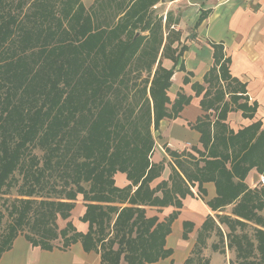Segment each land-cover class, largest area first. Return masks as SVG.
I'll use <instances>...</instances> for the list:
<instances>
[{
  "label": "trees",
  "instance_id": "obj_1",
  "mask_svg": "<svg viewBox=\"0 0 264 264\" xmlns=\"http://www.w3.org/2000/svg\"><path fill=\"white\" fill-rule=\"evenodd\" d=\"M24 1L16 0L14 10L4 7L0 14V197L17 185L16 171L22 179L16 186L20 197L13 198L10 208H6L11 221L1 237L0 254L21 232L32 244L41 247H50L59 235L64 244L80 239L85 250L99 248L100 264H144L158 260L166 253L163 245L170 220L156 222V217H147L144 205L173 200L169 191L162 199L154 194L167 182L156 188L149 185L163 169L161 164L149 160L154 144L150 125L153 122L156 128L160 119L171 116L166 103L173 68L165 69L159 62L153 78L140 80L136 94L138 115L130 103H125L129 90L128 63L145 41L153 50L141 49L140 56L152 55L147 65L150 73L163 38L161 22L150 26L143 6L147 1L140 0L136 10L132 4L123 18L115 24L110 20L112 25L109 22L106 28L99 29L101 24L93 23L78 0L70 18L73 2L62 0L61 16L55 20V26L43 28L36 20L27 24L26 17L21 16ZM156 1L151 0L148 5ZM139 4L143 7L141 11ZM132 10L136 13L135 21L131 18ZM144 20L142 30L150 32L147 38L134 32ZM167 42L168 36L162 55ZM92 47H101V61L98 52H89ZM180 53L181 49L174 60ZM214 96L201 99L204 110L219 108L222 90ZM188 101L189 97L180 95L172 103L174 115ZM239 107L244 116L252 117L256 104L241 103ZM219 110L211 143L210 116L206 114L197 124L203 145L207 147L210 143L207 154L200 151L204 164L198 166L194 160L193 175L185 172L180 161L177 164L189 182H215L216 197L208 202L212 209L234 203L232 213L264 229V215L258 213L264 209V188L250 190L243 181L253 167L260 173L264 171V129L258 131L260 121H256L236 133L228 131L221 122L228 103ZM219 143L223 145L221 151ZM118 171L124 172L130 181L125 187L115 185L114 174ZM132 185H136L133 191ZM171 188L181 197L190 193L176 170ZM79 195L86 201L80 219L88 223V231H74L67 236L74 229L72 224L68 222L58 230L56 219L69 217ZM175 201L181 205L179 200ZM2 217L0 210V221ZM219 220L229 229L228 246L234 247L238 264H264L263 229L255 228V246L246 233L235 232L236 226L245 228V222L229 216H220ZM214 225L210 218L202 230ZM215 227L223 242L220 228ZM254 256L256 260H250Z\"/></svg>",
  "mask_w": 264,
  "mask_h": 264
},
{
  "label": "crops",
  "instance_id": "obj_2",
  "mask_svg": "<svg viewBox=\"0 0 264 264\" xmlns=\"http://www.w3.org/2000/svg\"><path fill=\"white\" fill-rule=\"evenodd\" d=\"M44 1L47 3L46 7ZM61 1L25 0L21 16L26 17L27 24L36 20L37 25L43 28L47 25L54 27L55 20L61 16ZM71 1L73 11L69 12V18L77 7L75 0ZM139 1L78 0L93 19V23L101 24L99 29L106 28L109 22L111 24L110 20L115 24L119 18H123L132 4L136 10V3ZM145 1L149 3L151 0ZM148 3L145 18H148L147 14L151 12L150 26L156 17L162 19L160 31L163 37L150 74L153 75L159 62L165 69L173 68L167 89L169 102L166 103L171 116L160 119L156 128L153 122L150 125L154 144L149 160L151 163L161 164L163 169L149 185L156 188L161 182H167V186L159 187L154 194L162 199L164 193L169 191L173 201L166 204L144 205L147 217H156V222L170 220L163 245L166 253L158 260L144 264H186L194 255L196 246L198 251L196 264H236L235 249L228 246L226 233L229 229L220 222L219 217L229 216L247 223L249 227L261 229L263 227L232 213L234 203L212 209L208 202L216 197L215 182L212 180L201 184L197 180L189 182L182 170L193 175L196 171L193 166L194 160L198 162V166L204 164L200 159L202 157L200 151L207 154L213 141V131L216 129L214 120L224 103H228V111L221 122L226 125L228 131L236 133L256 121H260L258 131L264 129V0H157L153 5ZM138 7L139 11L143 9L141 4ZM159 7L162 9L161 12L157 11ZM132 12L133 10L131 18L135 21L136 13ZM65 22L66 19L64 24ZM145 22L146 20L137 24L135 35L141 34L146 38L149 36V29L142 30ZM167 36L168 42L162 55ZM143 43L128 63V67L136 65L139 74H136V78H139L141 72L144 73L152 59V55L140 56L141 49L150 50L151 47L150 44ZM151 48L153 50V47ZM107 49L108 47L105 50ZM180 49V55L174 60V55ZM94 51L100 54L101 61V47H92L89 52ZM126 77H129L128 74ZM220 89L223 97L217 102L219 108L204 110L201 99L215 97ZM180 95L189 97V101L174 115L172 103ZM236 96L239 98L235 100L233 97ZM241 103L247 106L256 104L252 117L243 115V109L239 107ZM206 114L210 116L212 123V139L207 147L203 145L201 132L197 127ZM217 147L220 151L223 149L221 143ZM177 160L180 161L182 170ZM230 163V159L226 161L228 168ZM174 170L179 172L188 185L190 193L183 197L179 193L174 194L171 188ZM261 175H264V171L260 173L256 167L248 171L243 180L248 189L260 191L264 188V185L259 183ZM234 180H237V177H234ZM114 182L120 188L130 183L126 174L119 171L114 174ZM135 188L136 185H132V191ZM175 200H179L181 205L178 206ZM85 204L86 201L80 195L77 196L69 217L56 219L58 230L65 228L69 222L74 229L70 230L67 236L72 235L74 231L86 233L88 223L80 219L86 210ZM124 205L126 204L121 206ZM258 213L264 215V209ZM210 218L214 220L215 225L213 228L202 230ZM215 226L222 232L223 242H220L219 248L216 246L219 237ZM256 244L257 239H254V245ZM255 253L259 255L256 248ZM100 263L99 248L85 250L80 239L64 244L60 235L51 241L50 247H41L32 244L24 233L19 232L12 239L10 246L0 254V264Z\"/></svg>",
  "mask_w": 264,
  "mask_h": 264
},
{
  "label": "rangeland",
  "instance_id": "obj_3",
  "mask_svg": "<svg viewBox=\"0 0 264 264\" xmlns=\"http://www.w3.org/2000/svg\"><path fill=\"white\" fill-rule=\"evenodd\" d=\"M22 1V0H20ZM15 2L16 0H0V14L2 12V9L5 7V10H8V11H12L14 10V6H15ZM148 3V2H147ZM45 6H47V4H45ZM143 6H145V4L143 3ZM147 10V8H146ZM161 8L159 7L157 9V11L161 12ZM148 11V10H147ZM151 12H149L147 14V16H149V20H151V15H150ZM145 17H146V13H145ZM160 21L162 23V19L159 18V17H156V20L153 21V24H156V22ZM146 43H143V45H145ZM152 48L150 47V50ZM147 51H150L148 49H146ZM142 63V62H140ZM136 64V63H134ZM141 67H145L143 65H141ZM129 70V69H128ZM134 70V71H133ZM146 71V72H145ZM143 72H141L139 78H136V74H138V72L136 71V65H133L130 67V72H128V76L129 77H126V78H129V84H128V87H129V90H128V97H127V103H125V105H128V103H130L131 105V109L134 110V114L138 115L137 114V111H138V96L136 94H138V88L140 87L139 84H140V80L143 79V78H153V75H151L149 72H148V69L146 68ZM140 72V71H139ZM43 77H45V75H42ZM149 86V85H148ZM137 102V103H136ZM36 153H39L38 151H36ZM15 177L18 179V182H17V185L18 186L19 184H21L22 182V179H21V175L16 171L15 172ZM11 187V189L8 191V193H5L4 195H2L0 197V210L2 211L3 213V217L1 218V221H0V240H1V237L3 236V234H5L6 232V228H7V225L8 223L11 221V217L9 216L8 214V210L6 208H10V203L11 201L13 200V198H16V197H20L17 195V187ZM60 188V187H59ZM4 199H6L5 203H4ZM233 219H237V218H233ZM249 222H253L252 220H248ZM254 223V222H253ZM246 227L245 228H240L239 226H236L235 227V232L237 234H242V233H246L247 234V237L250 239V241L254 244V239L255 238V227L254 226H251L249 227L248 224L246 223ZM218 243L216 244V246H218L219 248V244H220V236L218 234ZM255 248V246H254ZM200 251V249H199ZM197 246L196 248L194 249V255L192 256V259L190 261V264H193V262L196 261V256H197ZM255 253V251H254ZM255 256H257V254L255 253ZM255 256L252 257L250 260H256L255 259ZM235 258V262L236 264H238L239 262V259L236 258V256L234 257ZM196 264V262H195ZM263 264V263H262Z\"/></svg>",
  "mask_w": 264,
  "mask_h": 264
},
{
  "label": "built area",
  "instance_id": "obj_4",
  "mask_svg": "<svg viewBox=\"0 0 264 264\" xmlns=\"http://www.w3.org/2000/svg\"><path fill=\"white\" fill-rule=\"evenodd\" d=\"M259 183H260L261 185H264V175H261V176L259 177Z\"/></svg>",
  "mask_w": 264,
  "mask_h": 264
}]
</instances>
